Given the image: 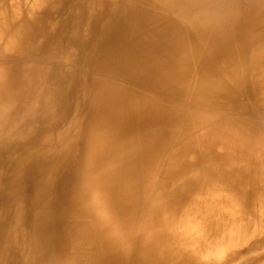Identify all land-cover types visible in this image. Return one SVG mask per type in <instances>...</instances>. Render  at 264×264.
I'll return each mask as SVG.
<instances>
[{"label": "bare ground", "instance_id": "1", "mask_svg": "<svg viewBox=\"0 0 264 264\" xmlns=\"http://www.w3.org/2000/svg\"><path fill=\"white\" fill-rule=\"evenodd\" d=\"M0 155L82 183L65 264H264V0H0Z\"/></svg>", "mask_w": 264, "mask_h": 264}, {"label": "rangeland", "instance_id": "2", "mask_svg": "<svg viewBox=\"0 0 264 264\" xmlns=\"http://www.w3.org/2000/svg\"><path fill=\"white\" fill-rule=\"evenodd\" d=\"M39 171L40 170L34 165V163L24 162L21 164V162H16L15 156L13 157V155H3V156L0 155V225H6L7 226L9 224L10 213L8 212V210L11 208L12 205L9 202L8 195H9V192L11 189L18 188L20 190L21 199L23 197L24 200L27 202V204H23V206H25L27 209H25V210L23 209L22 217H21V220H19V222L17 224L18 225L17 228L14 229L13 233L9 234L7 241H4V242L0 241V252L3 250L2 251L3 254L0 257V262H1L0 264H39V263L40 264H45V263L46 264H65V262L67 263V261H68V259H67L68 255H70L72 253L73 254L77 253L78 249L73 248L70 245L67 246L68 240H66L67 239L66 237H69L68 235H71L72 232L74 233V228H72V226L74 225L73 223L75 222V219L78 218L79 213L77 214V212H81V208L83 207L81 197L77 196L78 195L77 190L79 191V189L82 187V183L77 185V182L74 181V184L76 186L73 187V190L71 189L68 192V195L70 197H69L68 202L65 206V208H66L65 211L67 213L60 212L57 209L58 212H60V213L58 214L59 216L57 215L56 224L53 227L50 222L47 224L45 222V220L48 221L49 218L51 220V214H52L51 204L48 206L47 203L43 202V199H44L43 195H42L41 199H39V202L35 201V199L32 195L33 191L35 189H39L41 187H44L46 185L44 183L47 181V179L49 180L48 175H45L44 173L39 172ZM32 172H33V174H32ZM80 174L83 176L84 171L80 172ZM29 178H30L31 182H30ZM38 178H40L41 183L40 182L36 183V180L38 181ZM32 180L35 182H33ZM50 184H51V182H50ZM53 185L54 186H50V188H52L54 190V193L57 196L62 184L56 183V185L55 184H53ZM4 186H5V188H4ZM56 188H58V189H56ZM32 189H33V191H32ZM47 189H48V187L45 189V191H43V194L46 195V197L48 199L50 193L47 192ZM28 193H30V194H28ZM30 195H32L33 198L30 197ZM33 200H34V203L36 202L35 205H32ZM30 205H32V206H30ZM27 206H29V207H27ZM24 213H25V215H23ZM61 215H64V216H61ZM68 216H70V217H68ZM31 220H32V222H31ZM35 225H37V226H35ZM17 229H18V231H17ZM0 234H1V232H0ZM12 234H13V236H12L13 244L15 242L14 245L11 244V242H10L12 239L11 238ZM62 241H64V243ZM23 244H25V245H23ZM5 245H6V248H5ZM61 245H62V247H61ZM14 246H15V248H14ZM50 246H51V248H50ZM48 248H50V249H48ZM63 251H64V253H63ZM66 253H67V255H66ZM11 254H13L12 258H11ZM49 255H50V257H49ZM65 255H66V257H65ZM80 256L84 257V255L82 253H80ZM58 258H59V260H58ZM55 260H57L58 262ZM49 261H51V262H49Z\"/></svg>", "mask_w": 264, "mask_h": 264}]
</instances>
